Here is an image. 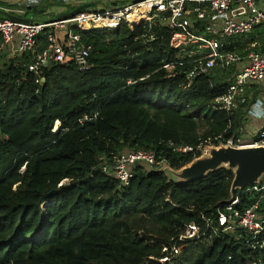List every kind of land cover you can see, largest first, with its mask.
I'll use <instances>...</instances> for the list:
<instances>
[{"label":"trees","instance_id":"1","mask_svg":"<svg viewBox=\"0 0 264 264\" xmlns=\"http://www.w3.org/2000/svg\"><path fill=\"white\" fill-rule=\"evenodd\" d=\"M25 9L34 21L42 16ZM79 34L93 48L84 71L48 62L36 76L30 54L6 60L0 49V264H161L162 246L189 222L202 235L165 264H264V228L247 243L245 233L216 234L200 219L214 221L230 202L233 171L177 183L141 166L121 187L101 169L125 149L151 151L180 169L200 145L225 144L241 122V110L212 109L226 76L215 70L183 88L191 68L183 64L169 77L163 66L179 59L165 27L122 23ZM254 35L264 47L261 27L244 42ZM230 40L229 51L245 47ZM177 145L194 151L175 152ZM257 196L242 195L234 209L242 213ZM258 210L264 220V201Z\"/></svg>","mask_w":264,"mask_h":264},{"label":"built area","instance_id":"2","mask_svg":"<svg viewBox=\"0 0 264 264\" xmlns=\"http://www.w3.org/2000/svg\"><path fill=\"white\" fill-rule=\"evenodd\" d=\"M74 1H71L73 8L78 6ZM115 1L90 0L92 3L102 2L105 5ZM127 1L129 2L119 7L106 6L104 11L85 9L67 20L39 22L32 20L31 23L25 24L12 22L0 16L1 52L8 59L30 54L31 61L27 68L36 76L40 68L48 62L60 65L73 64L84 71L90 68L89 58L93 48L82 40L79 32L99 28L117 29L122 23L130 29L141 25L148 31L155 26H161L170 31L168 46L177 51L179 59L176 63L163 66L169 77L174 75L175 65H191L185 74L186 83L183 88L188 87L198 77L210 76L216 67H236V73L225 93L214 100L213 109L232 114L239 104L245 103L242 94L247 85L264 82V50L258 51L257 43L252 42L247 45L246 57H240L227 49L229 43L226 41L227 38L235 36L243 37L256 27H264V9L261 8L259 0ZM0 10L20 18L24 15V12L23 14L14 12V9ZM40 37L44 39V48L41 46ZM184 59L185 63L182 62ZM55 124L59 126L58 122ZM225 144L231 147L235 144L239 147H264V124L249 142L235 143L232 138ZM202 147L204 146L200 145L197 150L201 151ZM174 151L187 154L194 149L177 145ZM163 165L164 160L157 161L151 151L125 149L112 163L101 165V169L118 181L121 187H125L134 178L138 167L159 170ZM252 194L258 195L253 205L244 209L242 213L237 212L234 206L238 205L240 197ZM263 199L264 176H261L252 185L237 189L230 202L223 203L217 208L214 221L203 214L200 215V219L216 234H233L241 231L250 238L247 241L249 243L254 241L264 228V220L258 210ZM201 235L200 226L195 222L184 224L177 240L162 246L159 263L165 264L176 258L183 248ZM261 246L264 247V241Z\"/></svg>","mask_w":264,"mask_h":264},{"label":"water","instance_id":"3","mask_svg":"<svg viewBox=\"0 0 264 264\" xmlns=\"http://www.w3.org/2000/svg\"><path fill=\"white\" fill-rule=\"evenodd\" d=\"M138 2L140 0H132ZM94 8L101 11L106 9V5L102 2L86 3L76 7L73 11L67 14H62L57 20H67L75 16L82 10ZM61 15V14H60ZM0 16L16 23L29 24L32 22L30 18H20L10 15L0 10ZM219 147H209L206 151V157L194 159L189 166L183 169L182 173L175 175L177 180L173 182L182 183L190 182L203 178L210 172H214L221 168H226L233 171L234 178L231 183V199L234 198L237 189H244L253 183L264 174V147H242L234 148L228 145ZM164 169L159 170L163 172Z\"/></svg>","mask_w":264,"mask_h":264},{"label":"crops","instance_id":"4","mask_svg":"<svg viewBox=\"0 0 264 264\" xmlns=\"http://www.w3.org/2000/svg\"><path fill=\"white\" fill-rule=\"evenodd\" d=\"M80 2L83 5L86 2L88 3L89 1L88 0H80ZM259 3H260L261 8L264 9V0H259ZM60 13L63 14V13H65V11L60 12ZM258 28H260V27H256L252 32L257 30ZM261 28H264V27H261ZM252 32L248 33L247 35H245L243 37L235 36V37L227 38L226 41H227V43H229V45L233 42V40H230L232 38L233 39L234 38H238V39L241 40L240 42L244 43L245 47L242 48L241 52L233 51V52L237 53L238 56L246 57V54L248 53V51H246L247 45L251 44L252 42H256L257 43L258 49H259L258 51L264 50V47L262 46V44L258 40V35H254V40L253 41L244 42L246 39H248L247 38L248 35L251 34ZM17 57H19V56H17ZM5 59L9 60L8 58H6V55H5ZM215 70H218V72H220L221 74H224L226 76V81L228 82V84L231 82V80L233 79L234 74L236 73V67H234V66H230L228 68L216 67L212 71V74H213V72ZM242 96L245 98V103L239 104L238 108L232 114H228L230 116H233V115H235L236 111L241 110L240 126L238 128V131L236 132V135L232 136V138L234 139L235 143H237V141L249 142V140L252 138V136L255 135V133L264 124V118L263 117L257 118L255 116L251 115V113L254 111V106H257L258 104H259V109L264 110V82L263 83H250L244 89ZM213 110H215V109H213ZM243 132L247 133V135H248V137L247 136H244V137L249 138V139H243L242 138L243 136H241V135H242ZM165 176L167 177V175H165ZM262 176H264V174ZM262 201H264V199Z\"/></svg>","mask_w":264,"mask_h":264},{"label":"rangeland","instance_id":"5","mask_svg":"<svg viewBox=\"0 0 264 264\" xmlns=\"http://www.w3.org/2000/svg\"><path fill=\"white\" fill-rule=\"evenodd\" d=\"M71 1H74V0H0V3L4 4L3 7L5 9L10 8V10H13L15 8L13 11L19 12L21 14H23V12L26 10L25 8L35 7L37 9H39V11L42 15L41 17L36 18V20H38V22H39V20L40 21L57 20L59 17L63 16L62 14L61 15L59 14L60 12H63V11H65V13H63V14L70 13L71 11H73V10H71V8H73ZM88 1H89L88 3H90V0H88ZM100 1L106 2V0H100ZM74 2L78 3V6L82 5L80 0H75ZM124 2L128 3L129 1H127V0H123V1L116 0L115 3H110V4L107 3L106 6L107 7H119ZM7 5H9V7ZM11 6H13V7H11ZM87 9H89V8H87ZM20 16H22V15H20ZM31 16L32 15L29 13L27 15V18L31 19ZM55 127L57 128L56 124L54 126V129H55ZM58 128H59V126H58ZM58 128L56 130H58ZM199 130H200V132H202L204 130V126L202 124L200 125ZM241 136H243L242 137L243 139H249V138L244 137V136L248 137L247 133H245V132H243ZM220 145L225 146L226 144H220ZM209 147H219V146H204V147H202V150H201L198 158L203 157V156L206 157V154H207L206 151ZM234 148H242V147H239L238 144H235ZM187 166H189V164L180 168V169H172L168 166V164L166 162H164L163 168H161L160 170L164 169L163 173L165 175H167V179L169 181H171V179L177 180L175 175H178V174L180 175L183 172L182 170L185 169ZM66 183H67V181H64L62 184L66 185ZM42 209L44 210V207H42Z\"/></svg>","mask_w":264,"mask_h":264},{"label":"clouds","instance_id":"6","mask_svg":"<svg viewBox=\"0 0 264 264\" xmlns=\"http://www.w3.org/2000/svg\"><path fill=\"white\" fill-rule=\"evenodd\" d=\"M251 115L260 118L264 116V110L259 109V104L257 106H254V111L251 113Z\"/></svg>","mask_w":264,"mask_h":264},{"label":"flooded vegetation","instance_id":"7","mask_svg":"<svg viewBox=\"0 0 264 264\" xmlns=\"http://www.w3.org/2000/svg\"><path fill=\"white\" fill-rule=\"evenodd\" d=\"M23 18H27V15H25V12H24ZM31 20H34V17H31Z\"/></svg>","mask_w":264,"mask_h":264},{"label":"bare ground","instance_id":"8","mask_svg":"<svg viewBox=\"0 0 264 264\" xmlns=\"http://www.w3.org/2000/svg\"><path fill=\"white\" fill-rule=\"evenodd\" d=\"M58 126V125H57ZM58 128V127H57ZM56 127H55V129H54V131L57 129Z\"/></svg>","mask_w":264,"mask_h":264}]
</instances>
